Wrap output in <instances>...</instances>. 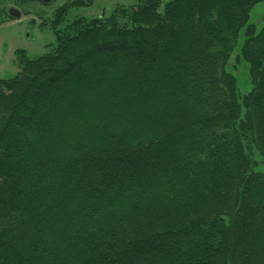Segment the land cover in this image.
I'll use <instances>...</instances> for the list:
<instances>
[{"label": "trees", "instance_id": "trees-1", "mask_svg": "<svg viewBox=\"0 0 264 264\" xmlns=\"http://www.w3.org/2000/svg\"><path fill=\"white\" fill-rule=\"evenodd\" d=\"M258 1L53 9L0 77V264H264Z\"/></svg>", "mask_w": 264, "mask_h": 264}, {"label": "rangeland", "instance_id": "rangeland-1", "mask_svg": "<svg viewBox=\"0 0 264 264\" xmlns=\"http://www.w3.org/2000/svg\"><path fill=\"white\" fill-rule=\"evenodd\" d=\"M166 0H161L160 9ZM135 0H96L93 4L86 6H72L68 11V18L76 15H84L87 18L108 15L116 4L130 5ZM53 8H45L46 18H50ZM47 19V20H48ZM250 20L257 28L264 25V0L255 3L250 10ZM243 35L240 34L238 43L231 54L227 68L232 70L237 78L239 93H245L251 87L248 74V64L244 60L235 63V53L239 51ZM55 41L52 29L40 26L39 22L31 23L26 18L24 21H13L8 24H0V77L13 75L17 72L15 50L23 48L30 55H40L46 52L47 44ZM257 161L255 168L264 169L260 163V157L254 153Z\"/></svg>", "mask_w": 264, "mask_h": 264}, {"label": "flooded vegetation", "instance_id": "flooded-vegetation-1", "mask_svg": "<svg viewBox=\"0 0 264 264\" xmlns=\"http://www.w3.org/2000/svg\"><path fill=\"white\" fill-rule=\"evenodd\" d=\"M86 5L93 4L96 0H84ZM67 0H0V24L13 21L21 22L28 18L31 23H42L46 16L45 8L53 9L66 3Z\"/></svg>", "mask_w": 264, "mask_h": 264}]
</instances>
